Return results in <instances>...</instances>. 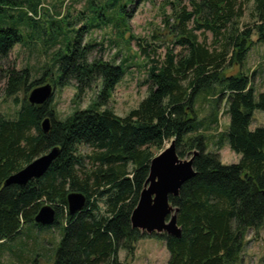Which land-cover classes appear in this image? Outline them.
Returning a JSON list of instances; mask_svg holds the SVG:
<instances>
[{
  "label": "trees",
  "instance_id": "obj_1",
  "mask_svg": "<svg viewBox=\"0 0 264 264\" xmlns=\"http://www.w3.org/2000/svg\"><path fill=\"white\" fill-rule=\"evenodd\" d=\"M130 1L111 0L104 8H117L111 17L101 15L97 24L78 30L72 41L65 37L41 79L29 84L28 69L4 72L6 97L43 82L62 88L75 81L77 98L96 85L100 89L87 109L63 121L55 118L52 98L43 106L24 101L14 119L0 117V250L10 248L24 229L58 228L60 240L52 256H36L31 264H124L119 253L132 258L137 243L148 238L132 229L130 218L154 151L175 140L180 158L197 152L196 175L169 199L178 209L181 237L153 236L165 243L167 264H240L248 232L258 235L264 226V128L250 129L254 111L264 113V91L256 93L251 76L243 71L253 47L264 44V0H247L253 22L249 28H241L242 0H189L191 11L179 8L166 18V36L182 53L168 50L161 62L147 55L148 96L121 118L101 108L123 68L89 62L92 45L81 47V37L84 31L111 23L129 31L124 5ZM39 6L38 0H0V61L17 45L32 43ZM21 25L31 32L23 34ZM206 33L212 36L211 46L200 39ZM140 52L146 55L142 46ZM232 68L238 72L227 75ZM211 98L212 112L199 119L196 102ZM223 98L229 117L226 142L241 155L239 163L230 166L221 163L218 153L208 152L209 138L203 133L217 124L216 107ZM45 118L50 119L47 134L41 129ZM222 144L220 139L219 150ZM84 146L93 153L82 154ZM55 147L59 155L43 177L24 187H4L10 176ZM71 192L86 197L83 210L73 216L66 202ZM46 204L55 209L56 220L43 227L34 219Z\"/></svg>",
  "mask_w": 264,
  "mask_h": 264
},
{
  "label": "rangeland",
  "instance_id": "obj_2",
  "mask_svg": "<svg viewBox=\"0 0 264 264\" xmlns=\"http://www.w3.org/2000/svg\"><path fill=\"white\" fill-rule=\"evenodd\" d=\"M111 0H38L40 6L37 9L36 33L32 43L28 45H17L6 60L0 61V117L14 119L22 103L27 101L29 93L45 82L28 91H20L14 97L5 96L6 80L4 72L7 70L21 71L28 69L31 72L29 84L42 78L45 68L51 65L53 55L62 48L61 41L64 38L72 41L78 30L87 27L100 20L101 15L111 17L112 11L117 8L104 9ZM177 1L179 3H177ZM128 29L120 28L117 23L93 28L84 31L81 37V47L91 44L88 61L101 60L113 66H121L124 74L111 92L107 105L101 109H110L116 116L124 118L132 110L137 109L140 103L148 96L149 85L146 84L150 60L161 62L168 50L175 55L181 54L178 47L173 46L171 37L164 28V20L171 17L179 8H186L191 11L189 0H132L124 5ZM241 28L251 26L250 19L251 3L242 0ZM116 18V17H115ZM68 22L69 24H67ZM97 24V23H96ZM190 24L189 28L193 29ZM23 34L31 32L26 26H20ZM42 31V33H39ZM76 31V34H74ZM70 32V33H69ZM200 35L201 32H196ZM133 37L134 39L130 40ZM211 46L213 39L210 33L201 36ZM45 41V43H44ZM256 41V38H254ZM55 43V44H54ZM140 46L146 50L144 56L140 52ZM248 76H251L253 88L256 93L264 91V44H256L251 50L246 65L243 69ZM237 68L226 71L227 75H234ZM58 76H54L57 78ZM47 79L49 77H46ZM28 84V85H29ZM50 106L55 109V118L58 121L67 119L75 111L87 109L95 100L100 86L96 85L91 91L80 95L78 98L76 82L72 81L69 86L60 88L55 85ZM203 95H200L201 100ZM17 100V103L14 102ZM208 99L206 103L196 102L195 108L200 110L199 119H204L212 112V102ZM226 99L223 98L216 107L218 115L217 124L211 125L208 131L203 133L208 139V152L218 153L221 163L225 166L239 163L241 155L234 153L228 147L225 134L229 127V117L226 114ZM264 128V113L254 111L250 129ZM222 139V148L219 150L218 142ZM154 151L158 155L167 147ZM81 153L91 155L92 149L84 146ZM23 235L16 238L10 248L0 250V264H31L36 256L50 258L60 240V230H23ZM30 233V234H29ZM28 234V236H27ZM245 246L240 264H263L264 258V226L256 235L249 231L245 238ZM169 252L165 243L155 237L141 239L136 245L133 257H126L125 252L119 253V260L124 264H167ZM47 263L48 262H44Z\"/></svg>",
  "mask_w": 264,
  "mask_h": 264
},
{
  "label": "water",
  "instance_id": "obj_3",
  "mask_svg": "<svg viewBox=\"0 0 264 264\" xmlns=\"http://www.w3.org/2000/svg\"><path fill=\"white\" fill-rule=\"evenodd\" d=\"M53 93V86L41 85L29 93L27 101L32 106H43L52 98ZM41 129L45 134L50 131L49 118L41 122ZM59 152L60 148L55 147L38 157L21 171L10 176L4 187L13 185L24 187L32 180L40 179L49 170ZM196 156L197 152H193L192 155L180 158L176 151V141L171 140L167 147L151 160L148 178L131 214L132 229L147 237L163 234L174 238L181 237L182 230L177 223L178 209L172 206L169 199L177 197L181 187L196 175L193 168ZM66 202L68 213L73 216L83 210L86 197L71 192L67 195ZM55 220V209L46 204L40 208L34 222L47 227L53 225Z\"/></svg>",
  "mask_w": 264,
  "mask_h": 264
}]
</instances>
